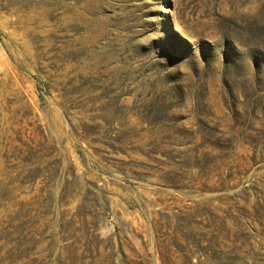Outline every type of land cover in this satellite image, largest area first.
<instances>
[{
	"label": "rangeland",
	"instance_id": "1",
	"mask_svg": "<svg viewBox=\"0 0 264 264\" xmlns=\"http://www.w3.org/2000/svg\"><path fill=\"white\" fill-rule=\"evenodd\" d=\"M84 1L0 0V264H264V0Z\"/></svg>",
	"mask_w": 264,
	"mask_h": 264
},
{
	"label": "bare ground",
	"instance_id": "2",
	"mask_svg": "<svg viewBox=\"0 0 264 264\" xmlns=\"http://www.w3.org/2000/svg\"><path fill=\"white\" fill-rule=\"evenodd\" d=\"M99 4L100 3L97 0H93L92 2L90 0H85L84 3H83V9L86 10V11H91V10L95 9L96 7H98ZM50 8L51 7H49V5H48V7L46 5L43 6V12L46 14V17L48 19H50V18L52 19L53 17L57 16V15L51 16L52 9H50ZM76 11H77V16H79V19L81 21H83L84 23L88 24L86 15H83L81 10H76ZM61 18H63V17H61ZM101 33H103V29H96L95 32L88 34L86 39L83 40V43L84 44H88L89 43L90 45H92L94 42L97 41L98 38L101 37V35H100ZM92 55L94 56V67H95L97 64L100 63L103 53L100 52V55H97V56L92 53Z\"/></svg>",
	"mask_w": 264,
	"mask_h": 264
}]
</instances>
